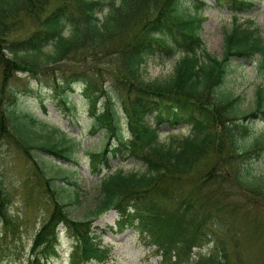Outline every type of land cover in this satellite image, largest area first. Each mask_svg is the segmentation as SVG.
<instances>
[{
	"label": "trees",
	"instance_id": "obj_1",
	"mask_svg": "<svg viewBox=\"0 0 264 264\" xmlns=\"http://www.w3.org/2000/svg\"><path fill=\"white\" fill-rule=\"evenodd\" d=\"M214 1L235 17L253 6L251 0ZM180 2L0 0V140L13 142L37 167L36 149L64 164L75 162L73 143L65 133L54 139L52 131L44 142H35L41 137L32 130L36 116L18 106L23 97L48 88L63 106V114L75 116L69 91L79 83L88 99L91 133L101 130L107 137L92 153L91 164L110 167V155L133 158L144 166L141 172L98 170L96 200L79 219L66 209V203L79 202L78 188L66 202L52 190L51 211L34 236L29 264H46L44 260L58 256L60 226L72 241L69 264L105 261L109 248L102 245L104 230L96 232L92 220L110 209L118 214L114 225L107 226L110 231L133 227L156 254L167 261L174 258L170 264H230L229 246L236 250L233 264H238L243 260L237 251L242 224L237 225L236 219L253 234L264 225V174L253 171L254 164L264 159V139L244 143L252 123L264 117V86L256 88L249 112L240 108V95L222 88L235 60L253 59L258 73L264 74V42L250 20L244 25L235 18L224 33L221 56L209 54L199 35L201 17H183ZM24 20L32 29L16 36L13 27ZM162 48L168 54L179 51L173 71L165 79L146 80L141 66L147 55ZM105 59L119 68L111 67L113 83L100 88L104 76L99 65ZM17 71L27 72V77L17 78ZM119 112L124 114L125 130ZM181 124L188 125V135L170 144L160 139L162 127ZM217 173L224 176L218 175L210 183L215 190L204 194V184ZM43 178L46 183L53 180V176ZM226 186L237 198L228 209L222 199ZM8 198L0 179V224L8 214ZM238 201L253 206L238 203L237 208ZM205 245H213L209 255L193 259V249Z\"/></svg>",
	"mask_w": 264,
	"mask_h": 264
},
{
	"label": "rangeland",
	"instance_id": "obj_2",
	"mask_svg": "<svg viewBox=\"0 0 264 264\" xmlns=\"http://www.w3.org/2000/svg\"><path fill=\"white\" fill-rule=\"evenodd\" d=\"M251 1L253 6L250 11L240 13L238 17H235L225 7H219L214 0H181L178 11L183 17L195 14L202 18L199 35L204 43L205 51L214 56H221L224 46V33L234 25L235 18L239 24H246L247 20L252 21L254 28L264 42V0ZM104 12L105 9L101 15ZM18 23L20 24L13 27L16 36L23 35L32 29L25 20L18 21ZM178 58L179 51L177 49L168 54V51L162 48L159 52L147 55L144 64L141 66L144 78L146 80L167 78L172 73ZM115 65L114 61L106 59L100 61L99 67L102 68L100 72L104 76L102 82L99 83L100 88H107L113 83L111 67L115 70L119 68ZM68 66L73 67V64L70 63ZM62 69L64 67L51 70ZM257 70L256 63L252 59L235 60L222 85L223 89L233 95L241 96L240 108L246 112L254 108L253 101L256 88L259 85L264 86V74H259ZM16 76L23 79L27 77V72L17 71ZM35 81L31 82L34 85L33 90L37 89ZM17 82L21 83L20 80ZM83 89L79 83H75L69 93V99L75 106V116L69 113L63 114L61 110L63 106L58 105V98L52 90L42 89L31 97H23L22 100H19L18 109L20 111L36 116L32 130L41 137H38L35 142H44L46 134H52V131H54V139L60 138L62 132L66 134V138L71 139L73 143L72 158L75 162L66 163L64 169L58 167L56 158L51 159L45 155V152L36 149L34 152L38 154L35 159L39 162V167H37L35 161L29 162L22 149H19L13 142L9 144L5 139L0 140V179L9 197L7 217L0 224V264H29V260L33 258L30 248L34 236L51 211L52 190H57V198L66 202L73 198L74 191L78 188L79 202L66 203V209L73 218L79 219L86 215L96 200L100 180L98 170L101 171V174L114 172L116 169H121L124 172H141L144 170V166L133 158L126 159L125 157H111L110 155H108L110 167L102 165L99 169V164H91L92 153L100 149L107 137H104L101 130L91 133L92 117L87 111L88 99ZM97 107H101L99 102H97ZM119 114L121 126L125 130L124 114L122 112ZM161 129L160 139L167 144H170L173 139L182 138L189 133L187 125L175 126L171 129L164 126ZM256 138L264 139V117L262 120L258 119L252 123L250 135L246 137L244 143L250 144ZM9 139L12 141V138ZM222 159L226 164H230L226 157H222ZM59 164L64 165L63 161H59ZM205 165L206 170L209 169L211 161ZM253 171L264 174V159L254 164ZM218 175L222 176L223 174L217 173L211 179L212 182L208 181L207 184H204L206 189L204 194H207V190L210 193L215 190L216 187H211V185ZM43 176H53V180L46 183ZM62 176L67 179L62 180ZM61 185H63L62 188H60ZM224 188L227 194L217 193V195L222 197L223 194H226L222 199L228 209L237 198L231 193V186ZM201 196L200 199L203 200ZM238 203L243 207L253 206L246 201H238L237 208H239ZM263 216L264 212L262 213ZM117 218L118 214L114 210H108L93 218L92 226L96 232H99L100 229L104 230L101 235L102 245L109 248V254L103 262L89 261L83 264H170V261L174 260L172 258L167 261L160 254H156L154 247L142 238L133 227L127 228L121 233L110 231L107 226H113ZM240 222L242 235L237 251L243 260L238 264H264V225L257 228V233L253 234L250 228L244 227L240 218L236 219L237 225H240ZM249 225L253 226L252 220ZM71 243L72 241L65 229L60 226L56 244L58 256L52 257L49 262L45 263L69 264ZM212 246L205 245L201 248H194L192 258L198 259L202 255L208 256ZM229 251L228 263L233 264L236 261L234 258L237 259L236 250L229 246Z\"/></svg>",
	"mask_w": 264,
	"mask_h": 264
}]
</instances>
